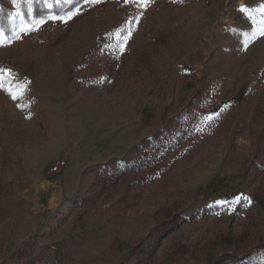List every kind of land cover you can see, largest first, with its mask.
<instances>
[{"label": "rangeland", "instance_id": "obj_1", "mask_svg": "<svg viewBox=\"0 0 264 264\" xmlns=\"http://www.w3.org/2000/svg\"><path fill=\"white\" fill-rule=\"evenodd\" d=\"M5 4L14 36L0 46L11 73L0 74V264L30 253L38 264L264 261V123L254 115L264 78L244 100L264 75V0H154L142 15L103 0L32 31L16 0ZM200 85L204 120L221 121L157 177L127 173L99 193L101 171L132 164ZM174 213L185 222L152 248V229Z\"/></svg>", "mask_w": 264, "mask_h": 264}, {"label": "trees", "instance_id": "obj_2", "mask_svg": "<svg viewBox=\"0 0 264 264\" xmlns=\"http://www.w3.org/2000/svg\"><path fill=\"white\" fill-rule=\"evenodd\" d=\"M47 3L50 4L49 7L43 3V0H16L21 20L27 23L44 20L58 14L63 15L64 11L83 4L80 2L66 8L62 3H57L56 0H47ZM10 18L11 13L6 7L5 0H0V31L7 39H11L14 36ZM263 78L264 75L262 74L258 81L252 84L244 96L245 101L253 98ZM204 88L205 86L200 85L186 107L173 117L170 123L136 147L134 151L135 159L132 164L122 169H114L112 172L108 169L102 170V175L107 179L100 184L99 193L115 188L120 179L127 173L139 176L140 182L150 181L157 177L160 170L167 166L172 154L177 152L186 142L208 134L214 124L217 121H221L223 115H218L216 119L210 122L204 120L205 108L204 103H202ZM254 115L256 119H260L264 123V99H259V102L258 100L256 101ZM257 140L259 152H262L264 150V128L258 133ZM185 220L182 213H174L167 215L166 218L158 222L150 234L152 248H157L161 240L176 231ZM40 259V255L30 253L25 264H38ZM209 264H264V261L249 256L240 258L224 254L215 258Z\"/></svg>", "mask_w": 264, "mask_h": 264}, {"label": "snow or ice", "instance_id": "obj_3", "mask_svg": "<svg viewBox=\"0 0 264 264\" xmlns=\"http://www.w3.org/2000/svg\"><path fill=\"white\" fill-rule=\"evenodd\" d=\"M12 2L14 4L15 0H12ZM56 2L62 3L67 8L70 5H75V4H78L80 2H82L83 4H86V5H98V4L102 3L103 0H56ZM153 2H154V0H123V3L125 5L134 4V5L138 6L141 9V15L143 14V11H145L147 9V7ZM173 2L175 3V2H177V0H173ZM180 2H182V0H180ZM43 3L47 4V0H43ZM81 10L82 9L79 6H76L74 8H70L68 11H64L63 15L58 14L57 16H53L52 19L53 20H59L60 22H63V23H67L69 20L73 19L74 16L80 14ZM242 11H243V9H242ZM135 20L138 23L139 17H136ZM43 23H44L43 19L35 21L34 26L29 28V31L38 30L39 26L42 25ZM132 30H133L132 28L125 30L126 35L123 38V42L117 45L118 49L122 50L124 48V46L126 45V42H127V38L130 37ZM24 34L27 35L28 32H25ZM261 35H264V30L261 31ZM2 44H3V34L0 33V46H2ZM245 46H247V45H245ZM0 74L10 75L11 73H10V70L0 68ZM0 90H4L2 82H0ZM8 94L11 96V98L13 100L17 99V96L12 95L11 92H9ZM18 107H19V105H18ZM208 120L211 121L212 116H209ZM240 199H243V200L247 201L248 203H251V201L248 200L247 197H238L237 198L238 201Z\"/></svg>", "mask_w": 264, "mask_h": 264}, {"label": "built area", "instance_id": "obj_4", "mask_svg": "<svg viewBox=\"0 0 264 264\" xmlns=\"http://www.w3.org/2000/svg\"><path fill=\"white\" fill-rule=\"evenodd\" d=\"M64 163L62 161H56L53 166L50 168V174L57 175L61 173Z\"/></svg>", "mask_w": 264, "mask_h": 264}]
</instances>
